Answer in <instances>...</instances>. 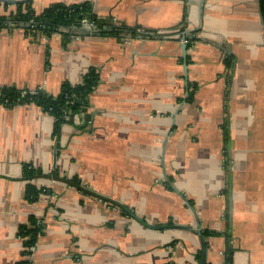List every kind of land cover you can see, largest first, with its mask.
Wrapping results in <instances>:
<instances>
[{"label": "crops", "instance_id": "0c3cea01", "mask_svg": "<svg viewBox=\"0 0 264 264\" xmlns=\"http://www.w3.org/2000/svg\"><path fill=\"white\" fill-rule=\"evenodd\" d=\"M31 1L37 13L91 3L124 34L0 30V87L56 96L90 69L100 78L91 120L64 124L58 147L40 107L0 105V264L23 260L31 216L43 232L30 264H264L258 0ZM15 4L0 0V15ZM25 164L40 171L34 202Z\"/></svg>", "mask_w": 264, "mask_h": 264}, {"label": "trees", "instance_id": "16d2710c", "mask_svg": "<svg viewBox=\"0 0 264 264\" xmlns=\"http://www.w3.org/2000/svg\"><path fill=\"white\" fill-rule=\"evenodd\" d=\"M258 7L262 18L264 36V0H258ZM86 19L92 27V33L96 36H114L121 38L124 28L113 25L110 21L96 16L91 3L74 5L53 4L37 13L32 7V1L26 0L15 4L14 12L0 15V30L20 28L27 36L36 37L38 34L49 38L54 33H61L64 38L68 37L69 31L82 28V21ZM131 33H134L131 31ZM99 74L95 69H90L82 78L79 85L72 86L68 83L62 85L58 95L52 96L42 89L18 90L15 87H0V105L11 108L17 105L33 103L40 107L43 112L53 118L52 137L55 146L58 147V139L61 128L66 123H71L74 117L81 113L83 108L89 107V96L98 86ZM190 96V94H189ZM79 102H81L79 104ZM40 175V171L31 164L23 166V178L28 181L26 185V200L34 202L44 190H39L30 183L32 179ZM78 189L77 179L69 180ZM43 226L34 217H29L25 224L18 228L17 236L23 244V260L17 264H30L28 257L29 249L35 245L39 236L42 235ZM203 237L214 235L213 232L204 231Z\"/></svg>", "mask_w": 264, "mask_h": 264}, {"label": "water", "instance_id": "95a60500", "mask_svg": "<svg viewBox=\"0 0 264 264\" xmlns=\"http://www.w3.org/2000/svg\"><path fill=\"white\" fill-rule=\"evenodd\" d=\"M2 2L4 1V2H7V3H17L16 1H12V0H1ZM199 4H200V2H199ZM198 18H199V6H198ZM200 20L198 21V26L197 27H200ZM139 38H144L142 35H140L139 36ZM183 40H185V37L183 36ZM182 50H183V53L185 54V51H186V49H187V44H183L182 45ZM81 102H79V104H80ZM81 113L82 114H84V116H85V121L86 122H88V121H90L91 120V116H92V113H89L88 112V108H83L82 109V111H81ZM179 228H181L182 229V227H179ZM198 234V236L200 237V240H201V244H202V252H203V254L205 253V244H204V242L202 241V239H201V235H200V233H197ZM229 254H232V252H229ZM205 255V254H204Z\"/></svg>", "mask_w": 264, "mask_h": 264}, {"label": "built area", "instance_id": "2783aa9c", "mask_svg": "<svg viewBox=\"0 0 264 264\" xmlns=\"http://www.w3.org/2000/svg\"><path fill=\"white\" fill-rule=\"evenodd\" d=\"M82 27L86 28L90 32L92 31L91 24L86 19L82 21Z\"/></svg>", "mask_w": 264, "mask_h": 264}]
</instances>
